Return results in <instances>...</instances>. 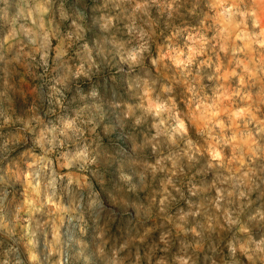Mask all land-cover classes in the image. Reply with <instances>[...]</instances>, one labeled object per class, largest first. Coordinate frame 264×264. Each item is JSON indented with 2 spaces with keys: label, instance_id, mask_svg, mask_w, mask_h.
<instances>
[{
  "label": "clouds",
  "instance_id": "9594fccd",
  "mask_svg": "<svg viewBox=\"0 0 264 264\" xmlns=\"http://www.w3.org/2000/svg\"><path fill=\"white\" fill-rule=\"evenodd\" d=\"M0 264H264V0H0Z\"/></svg>",
  "mask_w": 264,
  "mask_h": 264
}]
</instances>
